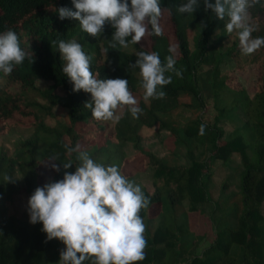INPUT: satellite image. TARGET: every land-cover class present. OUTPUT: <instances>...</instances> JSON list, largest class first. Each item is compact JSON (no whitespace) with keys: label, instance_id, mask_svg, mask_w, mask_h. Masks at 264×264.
Masks as SVG:
<instances>
[{"label":"trees","instance_id":"1","mask_svg":"<svg viewBox=\"0 0 264 264\" xmlns=\"http://www.w3.org/2000/svg\"><path fill=\"white\" fill-rule=\"evenodd\" d=\"M131 0H128L130 5ZM186 0H160L162 14L167 13L176 52L172 48L169 33L163 29L162 36H146L147 42L136 45L133 50L110 48L114 29L106 24L101 37L84 32L79 21L59 18L57 9L67 7L75 11L72 0H0V33L11 29L25 52L33 53L34 62L28 58L14 66L9 75L0 71V133L9 132L18 125L15 117L28 119V135L16 148L23 150V157L15 164L14 158L0 148V264H43L46 252L55 247L57 239L46 242L42 223L35 225L29 220L7 211L6 201L20 190L32 195L36 187L63 179L64 171L74 172L80 165L77 152L68 148L80 145L95 162L106 166L115 165L121 171L126 161L135 154L143 155L145 169L150 167L153 189L142 187L150 199L149 206L141 210L142 219H157L152 233H144L147 247L145 259L136 264H179L188 251L190 242L185 240L192 230L187 221L189 211H207L212 218L214 236L200 254L191 256L188 264H264V47L251 55L242 54L235 32L234 40L224 44L229 36L226 31L228 17L219 20L204 9L203 0L191 14L180 13L179 5ZM214 3L215 0H210ZM250 23L257 28L253 38L264 37V0L249 10ZM188 31H192V46ZM75 41L82 45L91 57V71L97 78L127 79L129 90L138 100L142 114L133 119L127 107L120 109L117 123L96 120L91 110L84 105L91 101V94L83 90L73 92V85L63 73L65 61L58 51V41ZM129 40L131 38H128ZM107 50V51H106ZM137 51L156 52L162 64L172 55L174 72L171 83L163 90V99L143 100L144 89L139 68L129 64L136 62ZM235 62V68L243 71L249 66L257 70L256 86L250 94L237 76L230 70H222L224 58ZM37 80L46 82L44 87ZM12 85L19 91H13ZM29 93L38 97L29 96ZM180 97L189 101L180 102ZM211 102L215 109L212 121L193 116L194 107L206 108ZM55 106L64 107L68 121L56 120L48 124L47 116L53 115ZM235 112L241 123L225 133L220 120L223 115ZM30 119V120H29ZM205 125L204 134L200 126ZM144 128H154L152 136L163 140L161 130H167L176 145L183 144L187 151L209 149L201 157L191 156L190 162L168 164L161 156L142 146ZM192 143L193 147H190ZM131 145L132 155L125 147ZM67 146V147H66ZM233 152L240 154L239 204H233L226 212L216 216V211L225 210L218 200L210 195L212 187L211 165L214 160H228ZM55 155L60 171L52 170L42 179L39 167L49 156ZM73 166L63 169L62 163ZM15 171L20 175L18 183ZM130 181L136 172L124 173ZM10 177L6 181L5 177ZM228 186L223 182L221 189ZM233 193L226 199L233 197ZM184 201L188 204L185 214H176L175 206ZM154 211L152 214L151 212ZM235 249L239 252L236 254ZM84 264H91L85 261Z\"/></svg>","mask_w":264,"mask_h":264},{"label":"clouds","instance_id":"2","mask_svg":"<svg viewBox=\"0 0 264 264\" xmlns=\"http://www.w3.org/2000/svg\"><path fill=\"white\" fill-rule=\"evenodd\" d=\"M260 0H203L204 9L219 20L228 17L226 31L236 32L242 54L251 55L264 47V37L253 38L257 28L250 23L249 9ZM75 11L67 7L57 9L59 18L79 21L81 29L93 37H101L105 25L114 29L110 48H127L129 44H138L146 36H162L160 25L162 8L160 0H72ZM200 0H186L179 5L182 14L193 13ZM128 38H131L130 40ZM58 51L65 61L63 73L72 83L73 92L83 90L91 94V101L85 107L91 115L100 121L119 122L118 110L127 107L133 119H138L142 109L138 100L128 87L127 79L97 78L90 70L91 57L82 45L75 40H60ZM107 51V50H106ZM170 52L174 49H169ZM137 59L131 68H139L144 89L143 100L163 99V89L171 83L174 72L177 77L182 72L174 65L172 55L162 64L156 52L137 51ZM28 58L34 62L33 53L21 49L17 34L8 29L0 33V71L5 75L12 73L14 66L21 65ZM205 125L200 126L204 134ZM67 147V146H66ZM68 152H77L81 162L74 172L64 171L63 179L38 186L28 199L29 222L33 225L42 223L46 233V242L58 239L65 245L60 252L59 264H136L145 259L146 225L140 215L147 208V198L138 184L124 176L115 165L106 166L95 162L80 145L68 148ZM49 161H57L55 155ZM63 169L73 166L72 162L62 163ZM57 172L60 167L51 163ZM10 181V177H5Z\"/></svg>","mask_w":264,"mask_h":264},{"label":"rangeland","instance_id":"3","mask_svg":"<svg viewBox=\"0 0 264 264\" xmlns=\"http://www.w3.org/2000/svg\"><path fill=\"white\" fill-rule=\"evenodd\" d=\"M160 24L164 28L166 32L169 33L170 41L172 44V48L174 52H176L175 40L171 34V23L168 18L166 12L162 14L160 19ZM235 32L229 34V36L223 41L224 44L229 45L234 40ZM192 31H188V39L189 44L192 46ZM75 40V37L71 38L69 41ZM147 42V38L144 37L141 43ZM128 50H133L134 47L129 45L127 47ZM222 70H230L232 74L236 75L238 80L244 85L247 91L252 94L255 86H256V77L257 70L254 66H249L243 71H238L235 68V62L229 58H224L221 62ZM36 85L40 87H44L46 85L45 81L37 80ZM11 89L13 91H19L18 86L12 85ZM29 96L34 97L36 100H40L38 97H35L33 94L29 93ZM180 102L189 101L188 97H180ZM41 101V100H40ZM193 116H200L206 121H212V118L215 114V109L212 107L211 102H209L206 108L194 107L192 110ZM120 113L118 110L117 114ZM17 120H12L15 122L16 126H14L7 133H0V148H3L7 151L9 155H11L15 164H18V161L23 157V150L20 148H16L18 142L25 138L30 132L31 128L27 127L28 119H22L19 117H15ZM30 120V119H29ZM48 124H53L56 120L68 121L67 111L64 107L55 106L53 108V115L47 116L45 118ZM241 123L239 117H236L235 112H230L229 114L223 115L220 120V124L223 126L225 133L230 132L234 127L238 126ZM154 128H144L142 130V134L145 136L142 140V146L144 149L152 151L158 156H161L164 161L168 164H184L187 165L190 162L191 156L201 157L206 151L209 149V144L204 145V148L201 151H194L190 149V151L186 150L185 145L174 143L173 137L169 134L167 130L162 129L160 132L163 134V140L159 141L155 137H153L152 131ZM190 147H193L192 143H189ZM127 154L132 155L135 151L131 145H127L125 147ZM143 155L135 154L131 157V160L126 161L123 165L121 172L126 174L128 173H137L134 176L132 182L134 184H138L141 188L145 187L148 190H152L153 186L151 183L150 176V167L145 169ZM50 161H43L39 167L40 176L42 179L50 176L52 173ZM241 161L240 154L238 152H233L230 158L224 162L220 159H216L213 161L211 165L212 170V187L210 188V195L213 200H218L225 210L216 211V216H220L223 212H226L233 204H239V191H238V180L239 173L241 171ZM15 176L18 180L19 184H22L20 179V175L17 171H15ZM223 182H227L228 186L225 189H221V185ZM230 193H233V197L230 199H226V196ZM31 195L26 193L24 190H20V192L15 195L11 200L6 201L7 211L9 213H13L17 216H21L27 220H30L27 208H28V199ZM186 208L188 209L187 202L179 203L175 206L176 214H185ZM205 211H189L187 214V221L192 230V234L188 235L185 240L190 242V246L188 251H186L183 259L179 261V264H188L190 258L194 254H200L202 249L208 245L213 236H214V226L212 218L209 215V208H206ZM262 213L264 214V201L261 205ZM152 214L154 211L151 212ZM143 222L146 225L145 233H152L157 219L147 220L145 217L143 218ZM65 249V245L57 239V243L55 247L49 249L45 256L43 264H59L60 261V252ZM234 252L236 254L239 252L238 249H235Z\"/></svg>","mask_w":264,"mask_h":264}]
</instances>
